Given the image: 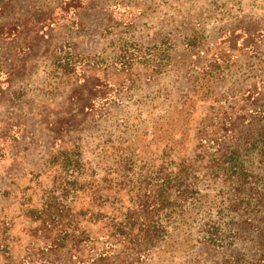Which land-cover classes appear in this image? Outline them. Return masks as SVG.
I'll return each mask as SVG.
<instances>
[{
  "label": "rangeland",
  "instance_id": "obj_1",
  "mask_svg": "<svg viewBox=\"0 0 264 264\" xmlns=\"http://www.w3.org/2000/svg\"><path fill=\"white\" fill-rule=\"evenodd\" d=\"M0 264H264V0H0Z\"/></svg>",
  "mask_w": 264,
  "mask_h": 264
}]
</instances>
